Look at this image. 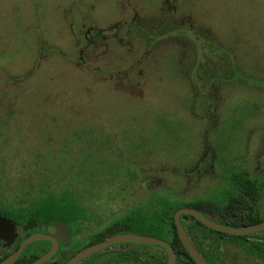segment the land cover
I'll return each instance as SVG.
<instances>
[{"label": "rangeland", "instance_id": "rangeland-1", "mask_svg": "<svg viewBox=\"0 0 264 264\" xmlns=\"http://www.w3.org/2000/svg\"><path fill=\"white\" fill-rule=\"evenodd\" d=\"M169 14L189 19L190 40L214 38L220 52L233 50L235 62L258 79L224 85L220 94H233L214 112L212 84L173 77L170 64L214 60L211 54L169 39L148 58L144 43L125 30L136 19ZM115 25L81 59L84 32ZM181 44L189 51L181 53ZM143 57L159 70L147 85L144 72L138 78L126 71ZM260 77L264 0H0V207L76 190L94 212L88 218L105 224L100 215L131 203L162 206L166 191L182 196L168 194L172 205L223 206L229 174L264 177ZM149 192L155 195L146 200ZM261 203L264 210V193ZM235 244L226 246L224 264H264Z\"/></svg>", "mask_w": 264, "mask_h": 264}, {"label": "flooded vegetation", "instance_id": "flooded-vegetation-1", "mask_svg": "<svg viewBox=\"0 0 264 264\" xmlns=\"http://www.w3.org/2000/svg\"><path fill=\"white\" fill-rule=\"evenodd\" d=\"M176 10V7L173 6V11L176 12ZM177 21L178 18L171 14L159 17L139 18L132 21L125 30L137 36L139 41L144 43L145 52L149 58L151 57L150 54H152L161 43H153L152 40L149 39L151 34L162 35L165 32V27L170 26L185 27L188 25V30H192L189 19L181 23ZM115 27L117 26L115 25L107 30L95 27L91 29L93 32L87 29L84 32L86 47L80 51L81 59L84 58L83 55L84 52L86 53L85 50L87 48L96 46L98 40L106 39L104 33L116 29ZM213 39L214 38H211L210 44L200 45L198 47L199 49H194L192 45H190V48L193 49L192 51L196 55L198 52H203V57L209 53L214 57V60L206 57L203 61H191L190 63L183 64L178 63V61L174 59L170 64L172 66L171 75L173 77H176L178 74H186L189 84L191 85L194 84V78L199 80L201 84L202 82H205V84H212V87H214L216 91V98L213 99L214 102H212L210 107L214 112H217L218 109L222 107L220 104L225 102V100L233 94L232 92H227L226 95L220 94L223 86L226 85L224 88L225 90L229 85L234 83L246 85V81H249V79L246 78V67L235 62L232 50L227 49L220 52L218 45L214 43ZM179 47L186 48V50L181 53L189 51V48L184 44L179 45ZM156 62L157 61H151L150 59L144 60V57L140 59L134 58L133 64L126 71L129 69L135 70L138 78H141L144 72V80L147 85L150 73L155 75V77L159 76L158 68L156 70H151L152 65ZM144 66H146V69L148 67L151 72H147V70L145 72ZM125 74H127V72H125ZM143 96L144 95L141 94L139 99L144 100ZM215 102H218V104ZM209 156L210 152L207 150L199 157L194 168L196 173H201V165ZM211 160L213 161L212 157ZM262 165L260 161L259 166ZM166 192L167 195L163 202H166L168 204L167 206H177L172 205L167 196L168 194L172 195V198H180L182 196L176 194L174 191V194L169 191ZM152 194L154 193L149 192L144 195L146 196V200L149 198V195L152 196ZM130 197H132V195H130ZM134 199L135 198H132L130 200L133 201ZM150 205L152 204L150 203ZM150 205H135L131 203V205L121 207L119 211H107L108 215L99 216L100 218L109 219L106 220L105 224L101 221H96V219H99L98 217L93 221L94 218H88V215H86V220L84 221L65 222L42 220L37 216L32 221L26 220L17 222L13 218H10V216L0 215V218L11 221L15 227L11 232L9 229L7 230V228L0 229V264H3L6 260L17 254L22 244L34 235H41L42 238L26 244L11 264H168V255L164 248L126 241L109 244L98 251L86 255L80 260L74 261L75 257L84 249L119 237L133 235L142 236L156 238L169 244V241H171L173 237V231L170 225L160 222L155 224L154 221L155 212L162 211L163 207L160 206L155 208L153 205ZM224 206L225 205H219L216 207ZM146 207L148 208L145 210ZM183 208L192 207L181 204L176 208L175 213ZM85 209L87 212L94 213L90 206H86ZM196 211L219 224L220 221L225 222L228 218L226 214L218 212V210H208L207 207L202 205L199 206ZM192 218V216L180 215V223L198 255L206 264H224L230 252L229 250L227 251L226 246L235 243L228 238L230 237L229 235L215 234L213 232L217 231L205 227L193 218L203 227L196 225ZM250 235H252V237H250L251 240L264 243V231ZM235 246L238 249H242L236 244ZM173 251L175 253L174 264H197L190 258L189 254L190 260L181 257L174 249Z\"/></svg>", "mask_w": 264, "mask_h": 264}, {"label": "trees", "instance_id": "trees-1", "mask_svg": "<svg viewBox=\"0 0 264 264\" xmlns=\"http://www.w3.org/2000/svg\"><path fill=\"white\" fill-rule=\"evenodd\" d=\"M189 32L190 30H188V27L170 26L165 27L164 34H151V36H149V39L156 44L160 42H166L169 39H171V41L176 40L178 42H189L194 49H198L200 45L211 43L209 39H205L204 41L200 40L198 35H196V38H194L193 40H190L186 35ZM232 52L234 51L232 50ZM234 60H238L236 59V56H234ZM238 63L240 64L241 62ZM246 78L249 80L258 79L251 77V74H247ZM259 79L264 80V78L262 77H260ZM246 82L249 83L248 81ZM116 165L117 168L123 166L120 163ZM123 170L124 169H122V171ZM227 181L228 187L224 193L225 206L216 207L212 205L213 211L218 210V212L224 213L228 217L225 222L220 221V224L231 228H240L264 222V210L261 203L264 193V177L260 179L257 177H252L249 173L243 170L241 172L239 171L229 174ZM56 192L57 191L48 193L36 202H30L28 206L13 208L1 207L0 215L10 216V218H13L17 222L26 220L32 221L36 218V216L42 220H55L60 222L86 220V214L88 212L85 207L89 204L83 201L80 195L76 194L79 191L74 190L72 191L73 193L60 191L62 193L61 195H58ZM161 205L163 207L162 211H156L154 215L155 224H158L160 222L170 225L173 231L172 240L169 241L170 246L175 251H177L179 255H181V257L190 260L188 253L185 251L177 236L174 226L173 216L178 206H167L168 204L166 202H162ZM201 205L204 206L203 203L190 204L187 206L198 210L199 206ZM207 209L210 210L208 207ZM193 221L196 225L201 226L194 219ZM213 233L225 235L219 232ZM231 237L240 238L242 236ZM250 237H252V235H246V242H241V244L237 242L235 243L243 249V252L246 254V256L253 257L264 262V243H259V241L251 240Z\"/></svg>", "mask_w": 264, "mask_h": 264}, {"label": "water", "instance_id": "water-1", "mask_svg": "<svg viewBox=\"0 0 264 264\" xmlns=\"http://www.w3.org/2000/svg\"><path fill=\"white\" fill-rule=\"evenodd\" d=\"M180 215H184V216H192L193 218H195L198 222H200L202 225H204L205 227L229 235V236H245V235H250V234H254V233H259L264 231V222H261L259 224H255V225H250V226H244V227H240V228H231V227H227L224 225H221L219 223L213 222L210 219H208L207 217L203 216L200 212H197L196 210L192 209V208H183L178 210L175 215H174V222H175V226L177 229V234L179 237V240L182 244V246L184 247V249L186 250V252L189 254L190 258L197 264H206L203 259L198 255V253L196 252V250L194 249V247L192 246V244L190 243L185 230L183 229L181 223H180ZM9 229L10 232L14 230V224L7 220V219H3L0 218V229ZM42 238L41 235H34L31 236L30 238H28L21 246V249L28 244L29 242L35 241L37 239ZM119 241H126V242H138V243H142V244H149V245H155V246H159L165 249L167 255H168V264H174L175 261V253L173 251V248L166 242L156 239V238H148V237H142V236H125V237H119V238H115L113 240H109L107 242L104 243H100V244H96L93 246H90L86 249H84L82 252H80L74 259V261L80 260L81 258L85 257L86 255L93 253L95 251H98L100 249H102L103 247L115 243V242H119ZM20 249V251H21ZM20 251L15 254L13 257H11L10 259L6 260L3 264H11L18 256V254L20 253Z\"/></svg>", "mask_w": 264, "mask_h": 264}]
</instances>
